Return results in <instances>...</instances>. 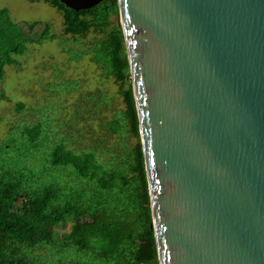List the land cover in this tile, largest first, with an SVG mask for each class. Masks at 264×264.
<instances>
[{"label": "water", "instance_id": "95a60500", "mask_svg": "<svg viewBox=\"0 0 264 264\" xmlns=\"http://www.w3.org/2000/svg\"><path fill=\"white\" fill-rule=\"evenodd\" d=\"M117 1L159 264H264V0Z\"/></svg>", "mask_w": 264, "mask_h": 264}, {"label": "trees", "instance_id": "16d2710c", "mask_svg": "<svg viewBox=\"0 0 264 264\" xmlns=\"http://www.w3.org/2000/svg\"><path fill=\"white\" fill-rule=\"evenodd\" d=\"M44 1L63 13L65 33L77 42L93 33L83 56L92 55L103 76L120 84L125 109L107 129L125 142L110 153V161H103L93 146L77 150L65 139L56 140L48 122L24 126L21 135L31 144L33 162L40 155L42 168L0 166V264H45L53 259L51 248H59L57 226L77 214L86 220L64 235L62 247L87 257L80 264H159L130 65L123 30L115 19L120 16L118 1L105 0L80 11L61 0ZM0 18L16 26L7 9L0 11ZM39 25L34 22L28 28L33 32ZM55 38L46 23L37 42ZM25 51L23 44L0 55V82L7 65L20 66L12 56ZM0 99H7L2 91ZM25 109L24 103L17 104L18 112ZM131 136L138 139L135 146L128 145ZM3 148L10 149L8 144Z\"/></svg>", "mask_w": 264, "mask_h": 264}, {"label": "rangeland", "instance_id": "374dc122", "mask_svg": "<svg viewBox=\"0 0 264 264\" xmlns=\"http://www.w3.org/2000/svg\"><path fill=\"white\" fill-rule=\"evenodd\" d=\"M4 9L16 26L0 18V55L23 44L26 51L24 55L12 56L20 66L7 65L0 82V91L7 97L0 99V166L14 170L41 169L40 155L33 162L31 144L21 133L24 126L45 122L51 124V134L56 140L65 139L70 148L77 150L93 146L103 161H110V153L120 150L125 138L112 135L107 125L125 109V102L119 94L120 84L103 76L92 55L83 56L94 40L93 33L77 42L74 36L65 33L63 13L44 0H0V11ZM115 19L120 24V16ZM34 22L40 25L31 32L28 25ZM46 23L56 38L37 42ZM18 103H24L26 109L18 112ZM128 140L129 146L138 143L135 136ZM7 144L10 149L5 152L3 146ZM60 180L66 183L63 178ZM83 220L86 217L82 214L72 215L57 226L59 248H51L54 257L45 264L87 261L73 248L62 247L64 235Z\"/></svg>", "mask_w": 264, "mask_h": 264}]
</instances>
